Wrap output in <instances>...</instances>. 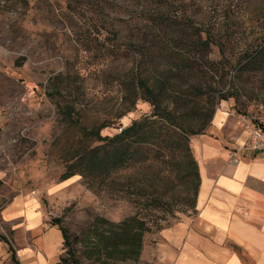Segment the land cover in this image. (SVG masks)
<instances>
[{"label":"rangeland","instance_id":"374dc122","mask_svg":"<svg viewBox=\"0 0 264 264\" xmlns=\"http://www.w3.org/2000/svg\"><path fill=\"white\" fill-rule=\"evenodd\" d=\"M156 1L0 0V213L17 197L39 200L47 225L67 230L79 264H100L89 253L96 251V231L110 230L106 224H96L98 217L120 222L137 215L148 228L144 248L163 228L197 215L194 184L187 189L183 178L171 170L174 162L125 166L107 180L81 174L62 178L81 130L64 121L57 103L75 105L88 129L107 125L104 135L120 132L151 112L141 102L126 111L122 97L124 87L153 66L147 47L157 36L146 25L158 9ZM178 3L198 21L230 17L235 33L228 38V50L221 55L214 46L210 57L217 63L208 65L239 91L227 101L225 111L224 102L216 109L224 111L225 131L248 133L231 154L250 151L246 145L252 130L264 127V72H244L233 81L232 76L264 27V0ZM120 113L125 115L119 118ZM214 119L215 115L205 132L213 138L218 135L213 132ZM15 225V220L0 215V233L19 248L13 238ZM40 237L31 241L33 247L43 248ZM143 248L138 260H111V264H151ZM52 254L58 262L69 257L64 238Z\"/></svg>","mask_w":264,"mask_h":264},{"label":"trees","instance_id":"16d2710c","mask_svg":"<svg viewBox=\"0 0 264 264\" xmlns=\"http://www.w3.org/2000/svg\"><path fill=\"white\" fill-rule=\"evenodd\" d=\"M156 2L158 9L146 25L155 30L157 36L152 42L147 41V54L153 66L138 75L130 86L124 87L122 97L126 111H133L141 102L148 105L151 112L133 120L120 132L104 135L102 131L107 125L88 129L83 126L81 113L75 105L57 103L64 121L81 130L62 178L81 174L107 180L125 166L146 167L174 162L175 167L171 170L183 178L187 189L194 184L192 191L196 200L201 175L192 139L206 132L217 105L235 98L239 92L234 89L233 82L229 85L226 76L221 73L218 76V69L208 63H217L210 57L214 46L221 55L226 54L228 38H232L235 31L229 25L227 15L209 16L207 20L198 21L181 7L178 0ZM258 34L235 66L237 73L232 76V81L244 72H264V27ZM134 47L138 48L139 43ZM137 51L142 52L139 48ZM123 115L125 113H120L119 118ZM100 222L106 224L110 232L96 231V251L89 253L90 258L100 264L140 258L144 231L148 228L137 215L120 222L98 217L96 224ZM60 230L69 257L63 256L55 264H79L75 249L68 241L67 230L61 226ZM0 240L10 245L13 263L21 264L11 240L1 233Z\"/></svg>","mask_w":264,"mask_h":264},{"label":"crops","instance_id":"0c3cea01","mask_svg":"<svg viewBox=\"0 0 264 264\" xmlns=\"http://www.w3.org/2000/svg\"><path fill=\"white\" fill-rule=\"evenodd\" d=\"M228 104H221L223 110ZM224 111L215 114V138L204 133L192 140L201 175L197 215L163 228L155 242L145 244L143 256L151 264H264V153L231 154L248 133L225 131ZM0 215L15 220L13 238L20 244L14 248L21 264L58 262L52 252L63 234L47 225L39 200L17 197ZM38 236L44 249L32 246ZM9 260L10 245L0 240V264Z\"/></svg>","mask_w":264,"mask_h":264},{"label":"built area","instance_id":"2783aa9c","mask_svg":"<svg viewBox=\"0 0 264 264\" xmlns=\"http://www.w3.org/2000/svg\"><path fill=\"white\" fill-rule=\"evenodd\" d=\"M246 148L252 152H263L264 153V128L256 127L252 130L250 137H249V142L246 145ZM237 152L238 151L236 150L233 151V155L235 156Z\"/></svg>","mask_w":264,"mask_h":264}]
</instances>
